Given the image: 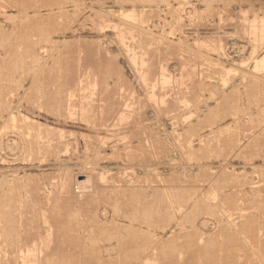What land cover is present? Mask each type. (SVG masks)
Listing matches in <instances>:
<instances>
[{
	"label": "rangeland",
	"instance_id": "obj_1",
	"mask_svg": "<svg viewBox=\"0 0 264 264\" xmlns=\"http://www.w3.org/2000/svg\"><path fill=\"white\" fill-rule=\"evenodd\" d=\"M0 256L264 264V0H0Z\"/></svg>",
	"mask_w": 264,
	"mask_h": 264
},
{
	"label": "bare ground",
	"instance_id": "obj_2",
	"mask_svg": "<svg viewBox=\"0 0 264 264\" xmlns=\"http://www.w3.org/2000/svg\"><path fill=\"white\" fill-rule=\"evenodd\" d=\"M215 232V231H214ZM231 246H233V245H231ZM223 248V247H222ZM144 249V248H143ZM225 249H227V248H225ZM230 249H232L231 247H230ZM230 249H228V250H230ZM224 251V250H223ZM235 251H236V249H235ZM145 252V251H144ZM228 252V251H227ZM232 252H234V251H232ZM216 254H217V252H216ZM234 254H237V253H234ZM224 255V254H223ZM162 256H164V255H162ZM210 256H211V254H210ZM143 257V256H142ZM224 257V256H223ZM226 257H228V256H226ZM236 257V256H235ZM0 258H1V256H0ZM231 258H232V254H231ZM159 259V258H158ZM218 259V258H217ZM216 259V260H217ZM223 259V258H222ZM229 259V258H228ZM238 259V258H237ZM131 260V259H130ZM167 260H168V258H167ZM209 260V259H208ZM213 260V259H212ZM215 260V259H214ZM215 260V261H216ZM221 260V259H220ZM166 261V260H165ZM173 261V260H172ZM225 261V260H224ZM228 261V260H227ZM230 261V260H229ZM155 262V261H154ZM220 262H222V261H220ZM232 262V261H231ZM236 262V261H235ZM167 263V262H166ZM168 263H170V262H168ZM223 263V262H222ZM221 263V264H222ZM227 263V262H226ZM239 263V262H238ZM241 263V262H240ZM4 264V263H3ZM162 264H164L163 262H162ZM172 264V263H171ZM174 264V263H173ZM176 264V263H175ZM212 264H213V262H212ZM218 264H219V260H218ZM225 264V263H224ZM233 264V263H232ZM236 264V263H235Z\"/></svg>",
	"mask_w": 264,
	"mask_h": 264
}]
</instances>
